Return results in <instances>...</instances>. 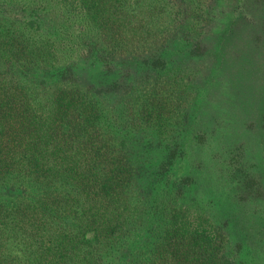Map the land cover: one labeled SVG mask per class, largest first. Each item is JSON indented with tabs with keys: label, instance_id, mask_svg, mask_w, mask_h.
Returning a JSON list of instances; mask_svg holds the SVG:
<instances>
[{
	"label": "trees",
	"instance_id": "trees-1",
	"mask_svg": "<svg viewBox=\"0 0 264 264\" xmlns=\"http://www.w3.org/2000/svg\"><path fill=\"white\" fill-rule=\"evenodd\" d=\"M221 2L232 37L262 41L264 0H0V264H237L236 236L193 209L205 185L170 129L186 108L175 99L197 86L177 76L212 55L195 34ZM236 109L229 135L263 146ZM235 144L213 173L239 171ZM240 200H209L228 208L217 223L232 228Z\"/></svg>",
	"mask_w": 264,
	"mask_h": 264
},
{
	"label": "rangeland",
	"instance_id": "rangeland-1",
	"mask_svg": "<svg viewBox=\"0 0 264 264\" xmlns=\"http://www.w3.org/2000/svg\"><path fill=\"white\" fill-rule=\"evenodd\" d=\"M213 4L216 6L213 15L219 16L210 22L208 18L212 17V13L207 14L206 19L203 18L198 24V34H195L208 45L206 56L210 53L212 55L195 59L191 65L192 71L188 72L184 68L177 76L182 84H192L195 78L197 86L185 88L184 95L175 99L186 108L179 120L170 121V129L188 137L186 148L190 156L188 155L186 164L190 166L193 176L203 180L205 185L202 190L191 193L193 209L202 214L211 226H220L217 227L220 235L229 234L228 239L232 234L236 236L230 238L232 243L226 239L227 243L230 242L227 248L232 261L237 264H264V37L259 43L253 42L252 32H248L245 27L238 28V35L232 37L231 28L224 21L230 14L223 11L227 5H223V2ZM206 12L211 11L207 8ZM256 28H261L259 23ZM251 30L254 31L255 27H251ZM222 43L226 62L219 49ZM217 51L221 55L216 56ZM247 53L255 55V64L243 70L244 60L251 57ZM177 73L178 71L170 70L162 75L166 77ZM236 106L248 113L250 123L251 120L255 122L253 128L258 135H254L261 140L263 146L255 144L252 136L245 132L229 135L227 127L234 120V110L238 111ZM180 123L185 125H179ZM233 143H236L234 147L242 145L243 149L244 155L239 148L230 157L234 158L232 165L239 171H225V175L220 177L217 172H213L215 168H229L226 148ZM198 166L203 167V172ZM183 170L184 165H179L177 173L180 177ZM242 184H247L248 191L240 189ZM236 196L243 201L240 200L241 204L236 208H230L233 212V224L232 228H226L217 223V220L225 219L221 214L228 208L213 211L209 204L214 201L209 200H224ZM213 214H216V221ZM250 217L257 222L246 223ZM234 242H238L236 244H240L241 248H235Z\"/></svg>",
	"mask_w": 264,
	"mask_h": 264
}]
</instances>
